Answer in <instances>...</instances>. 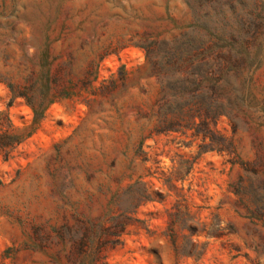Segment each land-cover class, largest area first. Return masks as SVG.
<instances>
[{"label": "rangeland", "instance_id": "1", "mask_svg": "<svg viewBox=\"0 0 264 264\" xmlns=\"http://www.w3.org/2000/svg\"><path fill=\"white\" fill-rule=\"evenodd\" d=\"M5 117L0 264H264V0H0Z\"/></svg>", "mask_w": 264, "mask_h": 264}, {"label": "trees", "instance_id": "2", "mask_svg": "<svg viewBox=\"0 0 264 264\" xmlns=\"http://www.w3.org/2000/svg\"><path fill=\"white\" fill-rule=\"evenodd\" d=\"M184 52L182 49H174L170 53V60L176 61L180 65H178L176 68L181 69L184 68V66L187 64L186 62L182 61L181 53ZM50 72L49 70H46L45 72V85L46 90H50V80H49ZM203 79L208 82V89L205 91H200V93L197 95V99L199 102H205L206 104V111L204 114V118L208 120L215 118L216 113L213 108H217L220 104V97L222 96L221 93V86H220V77L215 74L211 69H208L204 71ZM44 92V96H46ZM19 96H23L26 98L27 104L30 106L31 112H32V122L34 124H37L43 117V111L47 107L48 104L52 103L57 97H64V94L54 96L50 95V97L44 99L43 105L37 109L34 106V103L29 97H27L24 93L17 92L16 93ZM68 96V95H66ZM199 108H196L192 111H189L187 113L186 121L190 122L189 124H193L194 122V116L195 113L198 112ZM4 120V121H3ZM0 119V154L2 155V158H6L8 153L11 151V149L20 143L23 139H25L27 136H29L34 128H31L25 132H23V129H19L17 127L12 126V124L8 121V119L5 117L4 119ZM188 124V125H189ZM172 128V127H170ZM22 131V132H20ZM104 246V243H101L99 247Z\"/></svg>", "mask_w": 264, "mask_h": 264}]
</instances>
